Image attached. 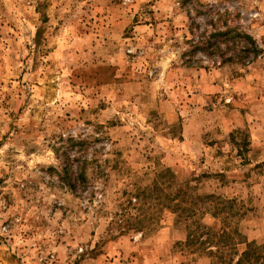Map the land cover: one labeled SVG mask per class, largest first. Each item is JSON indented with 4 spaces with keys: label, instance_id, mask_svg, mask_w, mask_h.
Listing matches in <instances>:
<instances>
[{
    "label": "rangeland",
    "instance_id": "374dc122",
    "mask_svg": "<svg viewBox=\"0 0 264 264\" xmlns=\"http://www.w3.org/2000/svg\"><path fill=\"white\" fill-rule=\"evenodd\" d=\"M210 26L257 58L189 56ZM246 249L264 264V0H0V264Z\"/></svg>",
    "mask_w": 264,
    "mask_h": 264
},
{
    "label": "trees",
    "instance_id": "16d2710c",
    "mask_svg": "<svg viewBox=\"0 0 264 264\" xmlns=\"http://www.w3.org/2000/svg\"><path fill=\"white\" fill-rule=\"evenodd\" d=\"M210 27L211 30L207 38H204V36H200L199 38L200 40H198L196 44L192 46V50L189 56H194L195 52L199 50L202 53H205L206 57H208V55L213 56L216 53L220 58L221 64L233 63V62H237L241 64H245V63L249 64L253 62V60H255L257 58V55L260 53V50H258L255 41L249 35L239 30L237 27H231V26H224V28H218L217 26H210ZM222 46H224L225 49H222ZM249 55H252V60L247 59ZM64 176H65L64 178L67 177L70 178L71 176H73L72 172L69 169H67V167L64 169ZM77 178H80L81 182H85L84 171L82 172V169L79 175H77ZM76 180L79 182L78 179ZM167 197L168 200L171 199L169 196ZM167 207L169 206L167 205ZM188 216H192V215H188ZM137 225H139L138 222ZM124 227H125L124 232L130 231L131 229H135V231H139V229L136 227L132 228L133 224H130L128 222L124 224ZM188 238H189L188 244L192 241V238L196 239L194 238V236L193 237L188 236ZM219 243L220 242H218V244ZM204 244L206 243L200 242V245H204ZM249 256H250V250L246 249L241 253V255L237 256V260L235 264H245L246 262L249 261ZM258 257L259 256L257 255L256 260L259 259Z\"/></svg>",
    "mask_w": 264,
    "mask_h": 264
}]
</instances>
